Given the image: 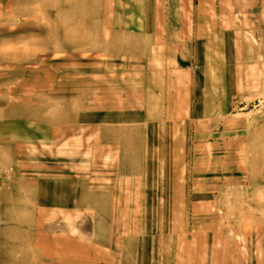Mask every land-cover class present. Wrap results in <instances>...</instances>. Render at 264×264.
Returning <instances> with one entry per match:
<instances>
[{
    "label": "rangeland",
    "instance_id": "rangeland-1",
    "mask_svg": "<svg viewBox=\"0 0 264 264\" xmlns=\"http://www.w3.org/2000/svg\"><path fill=\"white\" fill-rule=\"evenodd\" d=\"M0 123V264L220 259L264 229V0H0Z\"/></svg>",
    "mask_w": 264,
    "mask_h": 264
},
{
    "label": "crops",
    "instance_id": "crops-1",
    "mask_svg": "<svg viewBox=\"0 0 264 264\" xmlns=\"http://www.w3.org/2000/svg\"><path fill=\"white\" fill-rule=\"evenodd\" d=\"M211 61H214V60H211ZM229 63H230V61L227 58V60L225 62L226 69H228L229 66L231 65ZM179 65H180L179 63L177 64V62H174L173 66L175 68H178ZM214 66H215V64H213L211 62L209 67L214 69ZM232 66H233V64H232ZM206 69H207V67H206ZM209 70H212V69H209ZM147 88H149V87L147 86ZM228 91H229L228 88H223L224 93H228ZM231 91H232V89H231ZM186 96H187V94H186ZM212 96L210 95L207 97H211V100H212L213 99ZM197 97H198V89L197 88H188V101H187L188 104L187 105H188V110L192 109V111L191 112L188 111L187 118H189V119L193 118L194 119L193 123L196 125L198 123L196 118H199V116L205 115V114L209 115L214 108V106L210 107L207 105L200 108L199 106L196 105ZM152 98L153 97L148 98L147 107H149L151 109H153V108L155 109V108H157L155 105L149 104L150 100H153ZM191 99H194V101H192ZM200 100H201V98H200ZM2 113H4V111ZM130 116H134V115H130ZM134 117H130L129 121L128 120L124 121V122H128L125 125L130 124V123H131L130 125L137 124L136 121H132V120H134L133 119ZM118 121H120V119L115 118V120H112V122H110V123H115V122L119 123ZM9 124H11V125L9 126L6 123H0V134L4 131L8 130V129H10L12 133L15 131L17 124L16 123H13V124L9 123ZM119 124H122V122ZM117 127H119V126H117ZM99 129L102 130V128H99ZM104 129L105 128H103V130ZM107 137L108 136H102L100 133L98 134V138L101 141L106 140ZM250 138H251L250 140L254 139V137H250ZM0 139H1V135H0ZM2 139L3 140H0V142L3 143V146H4V144H7V145H5L6 147L5 146L3 147V149L7 150L8 155H11V154L12 155H19V154H21L20 150H19V149H21L20 144H18L17 142L12 143L10 140H5L4 138H2ZM115 139H117V138H113L112 140H115ZM119 140H121V139H119ZM119 140H117V141H119ZM255 142H252L251 145H249L248 147H250V149L252 148V149L261 150L264 153V136H262L260 134L256 138ZM17 148L19 151H17ZM14 151H15V153H14ZM124 154H125V152L122 155H124ZM61 189L63 190V188H61ZM53 192H54L53 193L54 196L55 197L57 196L60 199H62V197L66 195V192H63L62 196L60 197L58 189L56 191L54 190ZM113 200H114V203L116 204L117 201L112 198L111 201L113 202ZM112 202H108V204H112ZM238 219H240L239 221H242L244 218L241 217ZM19 220L21 221V219H19ZM236 224H237L236 225L237 228H234V229L226 228L225 230H222L220 232L221 237L225 238L221 241V248H220L221 249L220 250L221 258L220 259H219L218 254H217V253H219L217 246H213V244H211L209 246V248L205 247L204 250H202V251L200 250L201 251L200 254L207 253V251H209L211 253V256L209 257V260L207 262H205V260H204L205 257L203 255L200 256L201 257L200 259L202 260V262H200V260L198 258V254H196V250L198 247L195 250L192 247L193 251H190V253H193L194 255L193 256L189 255L188 264H264V229L263 228L260 229L258 222H256V221L254 222V219L247 220V222L245 224H240V223L238 224V222ZM179 240H180V238H178V236L175 235L174 242L175 241L179 242ZM12 243H13V241H12ZM175 245L176 244L173 243V245L171 246L172 247L171 251H166L165 250L166 246H164V244H163L162 264H182L183 263L181 254H183V251H185V250H181L180 245L177 246L178 250H176L175 248H173V246H175ZM32 246H30L31 247L30 251L36 254L35 249L38 248V246H40V241L37 237H36L35 241L33 242ZM214 247H215V249H214ZM34 259L37 260V256H35Z\"/></svg>",
    "mask_w": 264,
    "mask_h": 264
}]
</instances>
